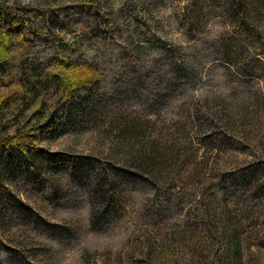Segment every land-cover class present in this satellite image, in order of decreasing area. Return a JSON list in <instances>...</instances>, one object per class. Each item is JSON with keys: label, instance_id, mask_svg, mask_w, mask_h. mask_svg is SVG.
<instances>
[{"label": "rangeland", "instance_id": "rangeland-1", "mask_svg": "<svg viewBox=\"0 0 264 264\" xmlns=\"http://www.w3.org/2000/svg\"><path fill=\"white\" fill-rule=\"evenodd\" d=\"M0 1L27 10L23 33L0 55L9 68L23 70L15 58L24 51L23 60L47 72L75 65L98 75L87 105L93 113L40 145L54 164L124 166L123 155L109 159L111 119L166 154V165L143 182L120 176L98 224L106 205L90 195L93 174L47 175L51 194L16 181L9 189L17 199L56 230L38 229L0 199V264L236 262L210 217L238 231L239 264H264V172L255 173L264 162V0H248L251 36L223 13L226 0ZM242 108L245 121L230 128L229 143L196 135L190 123L196 112L242 117Z\"/></svg>", "mask_w": 264, "mask_h": 264}, {"label": "trees", "instance_id": "trees-1", "mask_svg": "<svg viewBox=\"0 0 264 264\" xmlns=\"http://www.w3.org/2000/svg\"><path fill=\"white\" fill-rule=\"evenodd\" d=\"M222 8L228 19H231L236 27H241V34L255 35L252 30L254 21L250 17L248 0H226ZM26 19V9L19 7L16 13L6 2L0 1V55L4 53L6 56V52H9L12 45L16 43L19 34L23 33L22 27H25ZM25 55L23 51L16 54L15 58L21 61L23 70L9 68L6 59H0L1 203L8 206V210H14L29 217L30 224L38 229L45 232L55 231L56 228L53 225L42 220L27 204L17 199L9 187H12L16 181H23L27 186L51 194L56 190L54 189L56 186L49 181L47 175L66 173L73 180L85 178V176L87 180L88 174L91 176L93 174L90 195L93 200L95 198V203L98 201L99 204L102 201L106 205L104 206L106 208H99L96 213L98 215L95 217L94 224H98L100 220L105 219L109 210L107 205L113 201L110 195L120 192L121 179L127 177L132 181L143 182L166 165V163L160 164L162 160H165L166 154L162 156L164 152L158 150L155 144L142 142V137L133 125L126 121L111 122V119L105 122L110 125L107 126L106 131L114 134L116 143L113 144V154L109 159L123 155L124 166H118L120 163L116 160L106 161L110 169L102 167L99 169L98 165H95V170L93 167L92 169L88 167L89 164H93L89 161L84 163L71 161L64 166L54 164V157L40 145L56 141L65 135L67 130L74 131L79 123L84 122L83 119L93 113L88 111L87 105H90V101L93 100V89L98 88L95 86L98 75L89 67L75 65L64 67L59 65L58 69L54 66L58 71L47 72L39 65H29L27 60H23ZM257 55L262 56V54ZM6 79L10 81L8 84L5 83ZM1 89L6 92H1L3 91ZM245 112V108H242V117L236 113L227 117L222 113L206 110V114L197 112L196 115L193 114L190 123L196 130V135L225 144L229 143L228 140L235 133L234 129L230 128L235 126L240 128L244 123ZM169 155L167 157L172 158V155ZM258 166L255 173L261 175L264 172V162H259ZM118 167L122 168L119 170ZM47 186H51L52 189H48ZM209 223L214 230H221L225 234L227 253L236 258V262L232 264H239L238 231L223 218L218 223H214L210 217Z\"/></svg>", "mask_w": 264, "mask_h": 264}]
</instances>
